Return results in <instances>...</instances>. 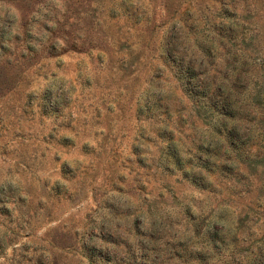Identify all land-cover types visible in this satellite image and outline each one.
Instances as JSON below:
<instances>
[{
    "label": "rangeland",
    "instance_id": "rangeland-1",
    "mask_svg": "<svg viewBox=\"0 0 264 264\" xmlns=\"http://www.w3.org/2000/svg\"><path fill=\"white\" fill-rule=\"evenodd\" d=\"M0 264H264V0H0Z\"/></svg>",
    "mask_w": 264,
    "mask_h": 264
}]
</instances>
